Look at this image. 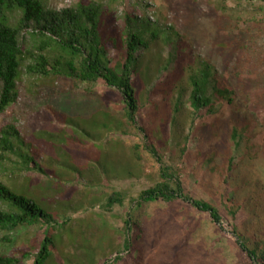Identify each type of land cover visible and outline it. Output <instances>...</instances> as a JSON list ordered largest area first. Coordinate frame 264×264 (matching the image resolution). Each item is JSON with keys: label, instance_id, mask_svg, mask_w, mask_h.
I'll return each mask as SVG.
<instances>
[{"label": "rangeland", "instance_id": "1", "mask_svg": "<svg viewBox=\"0 0 264 264\" xmlns=\"http://www.w3.org/2000/svg\"><path fill=\"white\" fill-rule=\"evenodd\" d=\"M43 1L53 10L73 7L77 3V0ZM89 1L110 7L116 16L129 9L150 19H155V15L159 14L164 23L173 26L188 41V56L207 60L239 88L233 104L222 105L216 117H206L205 110H200L198 114L190 113L191 109L185 104L184 110L173 114L172 120H167L171 102L160 103V96H154L153 102L146 104L140 112V127L149 126L150 117L153 116L151 120L154 126L149 130V138L163 163L180 171L179 179L186 194L216 207L221 215V227L215 225L207 214L196 212L180 201L173 205L148 203L140 206V209L131 210L132 221L142 230L141 238L137 249L123 251L124 220L128 206H114L109 212H104L99 208L101 203L96 201L100 198L98 195L121 191L128 197H136L160 181V165L143 148L141 132H106L89 121L93 116L90 110L96 104L94 99L107 96L108 108L113 114L124 110L120 95L101 83L89 88L82 85L72 89L60 81L36 79L22 73L18 80L19 99L0 113V129L5 124H13L27 139L28 153L35 156V162L50 175V179L43 182L42 175L35 171L17 177L8 175L10 172H0V181L12 188L23 182V176L30 178L29 198H40L41 202L37 205L43 210L51 205L52 222L45 229L52 225L55 227L56 235L53 238L56 247L61 239L64 242L69 239L58 226L69 219L68 224L74 225L80 235L73 238L81 246L71 247L68 244L65 253L75 256L83 251L87 264H104L112 261L117 254L120 261L115 264H136L134 257L137 251L140 253L139 264H249L246 255L236 244L231 226L236 225L240 235L251 222L256 223L255 229L264 230L259 228L264 224V211L255 203L259 202L264 208V24L256 29L251 27L252 18L262 20L257 15L261 14L259 10L264 6V0ZM193 4L202 10V14L196 15L192 26L186 29L184 10ZM212 15L223 19L225 30L220 36L231 31L233 34L239 33L235 31L236 28L247 35L240 44L244 58L239 67L233 64L227 72L222 68V56L212 48L217 34ZM19 17L18 12L8 16L9 24L14 26ZM247 30L251 32L247 33ZM24 37L27 42V36ZM250 65L254 71L247 72L244 66ZM168 68L172 71L173 65ZM246 80L254 82L249 91L242 87ZM150 87L147 89L151 90ZM236 113L241 117L248 116V131L245 133L248 141L244 140L237 148L231 138L233 126L228 124ZM181 122H185L183 134L187 140L181 135H172V125ZM163 127L167 131H163ZM116 142L123 151L130 153V157L126 156L124 160L134 163H116L114 152H119L112 147L116 146ZM228 152L234 160L231 172L226 171ZM135 154L138 157L132 160ZM226 174L228 183L222 185L221 180ZM131 175L139 178L134 179ZM96 176L99 183L95 181ZM89 181H93V185L87 184ZM47 188L52 190L48 191ZM71 189V196L65 197L75 196L78 204H69L66 198H61V194L66 195ZM54 190L57 192L55 195ZM224 192L234 194L236 203L242 207L235 221L222 208L224 202L220 195ZM79 193L83 194L81 198ZM56 199L58 201L51 203ZM60 234H63L62 238ZM41 236L42 231L35 227L19 229L13 234L14 243L0 242V253L19 257L20 252L35 246ZM53 255L67 264V258L60 248ZM53 262L60 264L56 260Z\"/></svg>", "mask_w": 264, "mask_h": 264}, {"label": "trees", "instance_id": "2", "mask_svg": "<svg viewBox=\"0 0 264 264\" xmlns=\"http://www.w3.org/2000/svg\"><path fill=\"white\" fill-rule=\"evenodd\" d=\"M141 7L144 9L142 5ZM262 11L264 6L259 10L261 14L257 15L262 20L252 18L251 27H261L264 24ZM15 12H18L20 17L17 23L11 26L8 16ZM184 13L187 29L194 23L195 16L202 14V10L193 4L187 6ZM212 16L217 30L212 48L222 56V68L227 72L233 64L239 67L238 64L244 56L240 44L247 35L236 28L235 31L239 33L233 34L231 31L220 36L225 30L223 19L220 16ZM247 31V33L251 32ZM25 35L28 38L27 42ZM189 46L188 41L173 26L164 23L159 14L155 15V19H150L134 9H129L121 16H116L110 7L89 0H77L75 6L62 10L50 9L43 0H0V113L17 103L20 94L18 80L22 73L36 79L60 81L72 89L82 85L89 88L101 83L120 95L124 110L119 114H113L108 108V97H97L98 99H94L95 106L90 110L93 116L89 121L95 123L96 128L106 132L113 130L114 133L120 134L130 131L141 132L143 148L160 165V181L141 191L136 197H128L121 191L98 195L100 198L96 201L101 203L99 208L104 212H109L114 206L119 208L128 206L124 220L123 251L125 252L138 247L142 230L132 221L131 210L140 209L144 204L162 202L173 205L180 201L196 212L207 214L215 225L221 227V215L216 207L186 194L179 179L180 171L172 165L164 164L161 156L157 154L149 138V130L154 126L151 120L153 116L150 117L149 126L140 127V112L146 104L153 102L154 96L161 97L160 103L171 102L170 112L166 115L167 120H172L173 114L184 110L185 104L191 109L190 113L198 114L200 110H205L206 117H216L222 105L233 104L239 88L207 60L199 56L193 58L188 56L186 53L190 49ZM171 65L173 68L169 71L168 67ZM244 67L247 72L254 71L251 65ZM164 72L167 73L163 76ZM153 81H155L154 85H152ZM253 83L246 80L242 87L249 91ZM148 86H152L150 88L153 91L147 89ZM87 93L91 94L89 90ZM232 117V121L228 124L233 126L231 138L234 147L237 148L244 140L248 141L245 136L248 131L246 123L248 116L241 117L236 113ZM172 126L173 129L170 130L175 132L172 133L173 136L181 135L187 140L186 135L183 134L185 122L175 123ZM163 131H167L166 127H163ZM27 143L25 136L13 124L2 126L0 172L6 174L10 172L8 175L17 177L35 171L42 175L43 182H47L50 175L42 171L35 162V156L28 153L30 149ZM115 145L112 147L119 152H114L116 163L118 161L134 163L126 162L124 158L130 153L123 151L119 143L116 142ZM134 157L131 159L135 160L138 156L135 154ZM225 163L226 171L231 172L234 160L230 153L225 158ZM137 178L139 177H134ZM29 179L23 176V182L18 187L14 185L12 188L0 181V242L12 244L15 241L13 234L16 231L34 227L42 231L41 239L37 240L35 246L20 252L19 257L0 253V264H25V262L54 264L53 260L66 264L57 255H53L59 248L67 258V264H87L83 251L75 256L65 253L68 244L71 247L80 245L73 238L80 235L74 225L68 224L69 219L63 220L58 225L69 239L66 242L61 239L56 247L53 238L56 235L55 227L52 225L45 229L46 225L49 226L52 222L51 205H47L46 211L45 208L43 210L37 205L41 202L40 198H34L35 200L29 198ZM228 180L226 174L221 180L222 185H226ZM95 181L100 182L98 176L95 177ZM93 183L89 181L87 184L93 185ZM72 191L73 189L66 195L61 194V198H66L69 204H78L79 200L75 196L67 198L71 196ZM53 193L55 195L57 192L54 190ZM78 195L79 198L83 196L80 193ZM220 197L224 202L223 210L231 220L235 221L242 207L236 203L234 194L224 192ZM56 201L58 200H53L51 203ZM255 203L264 211L259 202ZM259 226L264 229V224ZM255 227L256 223L251 222V225L243 228L244 232L240 235L236 225H233L231 233L249 264H264V230ZM63 234H60L61 238ZM139 254L137 251L134 257L137 260L136 264L140 262ZM117 261H120L118 254L112 261L104 264H115Z\"/></svg>", "mask_w": 264, "mask_h": 264}]
</instances>
